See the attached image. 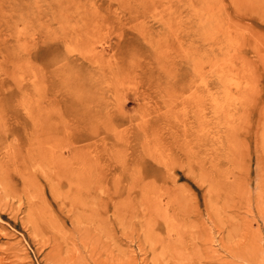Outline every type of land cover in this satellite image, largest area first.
Returning <instances> with one entry per match:
<instances>
[{
	"label": "rangeland",
	"instance_id": "374dc122",
	"mask_svg": "<svg viewBox=\"0 0 264 264\" xmlns=\"http://www.w3.org/2000/svg\"><path fill=\"white\" fill-rule=\"evenodd\" d=\"M0 39L2 264H264V0H0Z\"/></svg>",
	"mask_w": 264,
	"mask_h": 264
},
{
	"label": "bare ground",
	"instance_id": "6f19581e",
	"mask_svg": "<svg viewBox=\"0 0 264 264\" xmlns=\"http://www.w3.org/2000/svg\"><path fill=\"white\" fill-rule=\"evenodd\" d=\"M229 42L232 43L233 41L229 40ZM239 45H240V41L232 44V46H234L236 48ZM19 51H21L20 47H18V46H17V48L9 47L5 43H3L2 40L0 39V72L2 71V76L4 75V77H8L6 72H9L10 68H12V70H14V71H18V69H20V66L23 65L21 62L18 63L14 59V58H17V54L20 53ZM234 54H236V53H234ZM19 80H20L19 97H16L12 93H9L4 97H0V111H2V108H3L2 105L3 104H5V106L11 107L14 104H12L10 106V103L15 102L16 104L14 106H22L21 109L25 113L26 122L33 125L31 118L28 117V113L26 112L27 107L24 106L26 103L25 102L26 99H25V95L23 93V92H25V89H23V86H22V79H19ZM1 123H2V120H0V125H1ZM13 124H15V123H13ZM29 131L30 130H29L28 125L25 126V124H23V126H19L17 130H13L12 126L8 127L6 124L2 123V130H0V172H1V175L3 177L2 184L3 185L5 184L6 186H8L7 189L15 190L16 184L14 183V186L12 185L13 180H19L20 179V181H21L24 178V176L25 177L27 176V174L22 169H19V167H20L19 165L21 162H18L15 159V158H18L20 156L21 152L18 154H16V153L9 154V155L7 154V152H9V149H8V145L6 143V142H8V140H6V138L12 137V138L16 139L15 137H17V135H19V134H23V135L27 136ZM18 132H19V134H18ZM25 154H27V153H25ZM29 155H30V153H29ZM246 166H248V165L246 164ZM231 168H232V165H230V166L224 165L222 167V166L216 164L215 166H212V168H211L212 169L211 170V173H212L211 174V180L213 181L212 183H214L215 186H217V187L219 186V184H222L225 186V183H226V181L228 179V175H229L228 169H231ZM255 168L259 171V179L261 178V181L263 182V185H264V178H263L264 161H263L262 157H261V160H258V163L256 164ZM225 171H227V173H224ZM219 173H224V174L222 176H219V175H217ZM233 175H231V176H233ZM262 178H263V180H262ZM20 184H21V182H20ZM259 185H260V188L263 186L261 184H259ZM263 200H264V188H263V190H260L258 197H257V202L263 204V202H262ZM17 259H20V258L18 257ZM17 259L12 261L10 264H17L18 263ZM0 264H2L1 261H0ZM19 264H20V262H19Z\"/></svg>",
	"mask_w": 264,
	"mask_h": 264
}]
</instances>
